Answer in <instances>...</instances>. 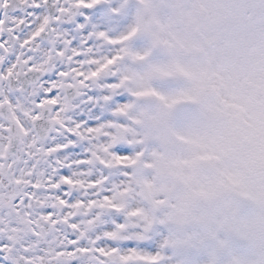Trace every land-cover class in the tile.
<instances>
[{
	"label": "snow or ice",
	"instance_id": "1",
	"mask_svg": "<svg viewBox=\"0 0 264 264\" xmlns=\"http://www.w3.org/2000/svg\"><path fill=\"white\" fill-rule=\"evenodd\" d=\"M0 264H264V0H0Z\"/></svg>",
	"mask_w": 264,
	"mask_h": 264
}]
</instances>
